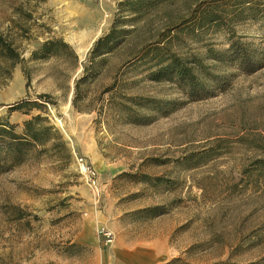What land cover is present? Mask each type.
Here are the masks:
<instances>
[{
    "label": "rangeland",
    "instance_id": "1",
    "mask_svg": "<svg viewBox=\"0 0 264 264\" xmlns=\"http://www.w3.org/2000/svg\"><path fill=\"white\" fill-rule=\"evenodd\" d=\"M124 1L0 0V35L24 60H0V120L22 133L41 114L69 148L0 171V264H264V19L234 16L251 0H174L143 14L120 13ZM209 11L225 13L200 26ZM117 19L141 56L165 43L199 54L216 76L209 93L195 100L149 79L124 49L90 71L97 112L77 111L76 80ZM53 39L73 55L33 59ZM233 41L254 66L204 58ZM22 100L41 108L10 111Z\"/></svg>",
    "mask_w": 264,
    "mask_h": 264
},
{
    "label": "trees",
    "instance_id": "2",
    "mask_svg": "<svg viewBox=\"0 0 264 264\" xmlns=\"http://www.w3.org/2000/svg\"><path fill=\"white\" fill-rule=\"evenodd\" d=\"M174 0H126L119 4L120 13H147L155 9L159 4L168 3ZM246 3V4H242ZM246 5L234 12L236 18L247 15L248 18L262 17L264 19V0H251L242 2ZM225 11H209L202 13L199 19L200 26L212 25L221 20ZM122 22L117 19L111 31L99 38L92 50L89 52L87 64L84 68L83 77L76 80L75 90L72 99L73 107L83 113L97 112L95 99L87 98L85 86L94 75L90 71L97 70L102 64L112 57L120 54L124 49L128 51L131 65L144 64L147 66L148 78L154 81L168 78L179 84L183 91L195 100H200L209 93L213 83H216V76L209 71V66L197 53L182 55L173 51L169 43L163 46L159 44L153 49L151 55L141 56V52L135 49H128L126 44L134 39L135 31L124 28ZM248 46L240 41H233L231 47L226 51H218L210 48L204 58L216 62H223L227 58H233L240 66L251 68L254 62L247 54ZM73 50L69 44L62 39H53L42 45L39 51L33 54V59H42L48 56L71 57ZM234 55V56H233ZM0 60L11 62L13 65L24 62L15 48L7 44L0 35ZM136 60V61H135ZM135 61V62H134ZM134 62V63H133ZM133 63V64H132ZM41 98H46L41 96ZM41 108L37 103L29 100H22L10 105V111L18 112L23 108ZM26 115H31L28 111ZM18 126L9 120H0V171L9 170L29 160L34 154L51 155L62 159L69 153V148L59 130L41 114L32 117L23 124V132H17ZM146 179V177H145ZM154 210H158L155 208Z\"/></svg>",
    "mask_w": 264,
    "mask_h": 264
},
{
    "label": "built area",
    "instance_id": "3",
    "mask_svg": "<svg viewBox=\"0 0 264 264\" xmlns=\"http://www.w3.org/2000/svg\"><path fill=\"white\" fill-rule=\"evenodd\" d=\"M76 163L78 165L81 175L86 179L87 182L95 186V190L99 193V188L97 187L98 183V173L95 168L92 166L90 161L82 156L76 157ZM104 236L107 237V242H111L112 233H104Z\"/></svg>",
    "mask_w": 264,
    "mask_h": 264
},
{
    "label": "bare ground",
    "instance_id": "4",
    "mask_svg": "<svg viewBox=\"0 0 264 264\" xmlns=\"http://www.w3.org/2000/svg\"><path fill=\"white\" fill-rule=\"evenodd\" d=\"M98 168V167H97Z\"/></svg>",
    "mask_w": 264,
    "mask_h": 264
}]
</instances>
